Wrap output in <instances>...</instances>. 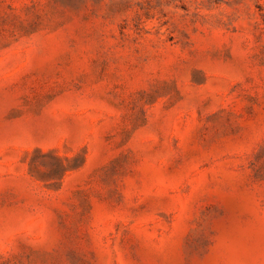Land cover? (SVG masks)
I'll return each mask as SVG.
<instances>
[{
    "label": "rangeland",
    "instance_id": "rangeland-1",
    "mask_svg": "<svg viewBox=\"0 0 264 264\" xmlns=\"http://www.w3.org/2000/svg\"><path fill=\"white\" fill-rule=\"evenodd\" d=\"M0 264H264V0H0Z\"/></svg>",
    "mask_w": 264,
    "mask_h": 264
}]
</instances>
